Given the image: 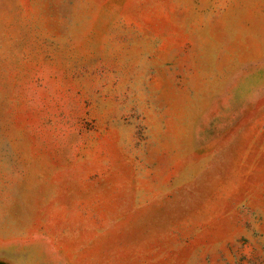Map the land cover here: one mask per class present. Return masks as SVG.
Segmentation results:
<instances>
[{"label": "rangeland", "instance_id": "374dc122", "mask_svg": "<svg viewBox=\"0 0 264 264\" xmlns=\"http://www.w3.org/2000/svg\"><path fill=\"white\" fill-rule=\"evenodd\" d=\"M0 264H264V0H0Z\"/></svg>", "mask_w": 264, "mask_h": 264}]
</instances>
